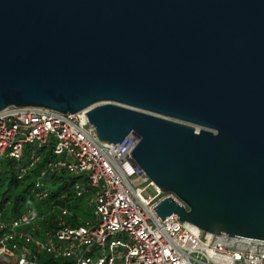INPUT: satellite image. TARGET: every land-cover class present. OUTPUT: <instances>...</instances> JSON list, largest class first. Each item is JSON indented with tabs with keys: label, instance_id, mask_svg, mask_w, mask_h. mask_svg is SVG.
<instances>
[{
	"label": "water",
	"instance_id": "water-1",
	"mask_svg": "<svg viewBox=\"0 0 264 264\" xmlns=\"http://www.w3.org/2000/svg\"><path fill=\"white\" fill-rule=\"evenodd\" d=\"M11 105L135 133L161 220L264 252V0H0Z\"/></svg>",
	"mask_w": 264,
	"mask_h": 264
},
{
	"label": "built area",
	"instance_id": "built-area-1",
	"mask_svg": "<svg viewBox=\"0 0 264 264\" xmlns=\"http://www.w3.org/2000/svg\"><path fill=\"white\" fill-rule=\"evenodd\" d=\"M136 141L133 132L120 143L98 139L83 111L1 110L0 171L12 162L17 178H25L51 152L33 180V197L48 199V174L79 176L74 194L87 206L78 208L91 217L74 224L68 205L50 203L55 216L43 226L45 217L31 207L12 219L0 210V264H264V252L214 244L215 234L193 232L176 214L161 220L152 208L161 199L182 202L159 191L134 161Z\"/></svg>",
	"mask_w": 264,
	"mask_h": 264
},
{
	"label": "trees",
	"instance_id": "trees-1",
	"mask_svg": "<svg viewBox=\"0 0 264 264\" xmlns=\"http://www.w3.org/2000/svg\"><path fill=\"white\" fill-rule=\"evenodd\" d=\"M39 152H45V147H42ZM49 154L51 152L47 151L41 162L22 179L17 178L16 169L13 168L12 162H7L3 166L0 171V210H2V217L12 219L18 216L26 207L38 208L43 204L49 207L50 203L52 205H68L70 209L76 212L79 205L85 204L82 197H75L72 189L73 183L78 177H70L64 174H48L46 180L54 185V188L51 190L47 200H35L31 193V186L38 171L43 168Z\"/></svg>",
	"mask_w": 264,
	"mask_h": 264
},
{
	"label": "rangeland",
	"instance_id": "rangeland-1",
	"mask_svg": "<svg viewBox=\"0 0 264 264\" xmlns=\"http://www.w3.org/2000/svg\"><path fill=\"white\" fill-rule=\"evenodd\" d=\"M18 107V106H17ZM21 107H26V106H21ZM33 107H37V106H33ZM44 108V107H43ZM56 111V110H55ZM59 112V111H58ZM80 112V111H79ZM83 112H85V111H83ZM62 113V112H61ZM86 116V115H85ZM88 120V119H87ZM89 122V121H88ZM90 123V122H89ZM91 124V123H90ZM94 127V126H93ZM194 127H196V126H194ZM94 131H95V133H96V130H95V127H94ZM96 136H97V133H96ZM98 137V136H97ZM99 139V138H98ZM137 140H138V136H137ZM136 143H137V141H136ZM135 143V144H136ZM59 174H64V175H66V176H70V177H79V176H76V175H68V174H66V173H59ZM54 175H56V174H54ZM78 178H76L75 179V181H74V183H73V186H72V189H73V192H74V185H76V183H77V180ZM77 180V181H76ZM48 187H46V191H47V193L49 194V196H50V192H51V190L54 188V185H52V184H50L49 182H48V185H47ZM49 198V197H48ZM87 205L86 204H84V207L83 208H85ZM33 209H36V211L38 212V214L39 215H43L44 217H45V219L43 220V221H38V224L39 225H45L46 224V222L48 221V220H52L53 219V217L55 216V214H54V212H52V210H51V208H48L47 206H45V204H43L42 206H40V207H34ZM54 211H57V209H55ZM70 211H71V215H69V219H71L72 220V222L74 223V224H81V223H83L84 221H86L88 218H90L91 217V213L90 212H84L82 209H80V208H78L77 207V209H76V212L74 211V210H72V209H70ZM76 215V216H75ZM35 239H37V237H34ZM39 262L40 261H42V263H48V260L46 259V257H45V255H43L42 253H38V256H37V258H36Z\"/></svg>",
	"mask_w": 264,
	"mask_h": 264
},
{
	"label": "bare ground",
	"instance_id": "bare-ground-1",
	"mask_svg": "<svg viewBox=\"0 0 264 264\" xmlns=\"http://www.w3.org/2000/svg\"><path fill=\"white\" fill-rule=\"evenodd\" d=\"M191 125V124H190ZM194 126V125H193ZM157 214V213H156ZM203 231V230H202ZM204 232H207V231H204ZM211 234H214V233H212V232H210Z\"/></svg>",
	"mask_w": 264,
	"mask_h": 264
}]
</instances>
